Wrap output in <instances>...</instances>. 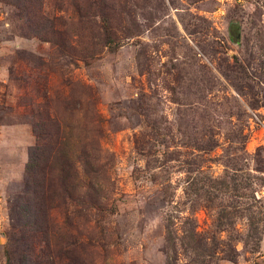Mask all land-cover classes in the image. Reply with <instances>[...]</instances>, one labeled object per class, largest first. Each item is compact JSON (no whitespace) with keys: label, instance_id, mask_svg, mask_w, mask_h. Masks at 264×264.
Wrapping results in <instances>:
<instances>
[{"label":"rangeland","instance_id":"rangeland-1","mask_svg":"<svg viewBox=\"0 0 264 264\" xmlns=\"http://www.w3.org/2000/svg\"><path fill=\"white\" fill-rule=\"evenodd\" d=\"M0 264H264V0H0Z\"/></svg>","mask_w":264,"mask_h":264},{"label":"trees","instance_id":"trees-1","mask_svg":"<svg viewBox=\"0 0 264 264\" xmlns=\"http://www.w3.org/2000/svg\"><path fill=\"white\" fill-rule=\"evenodd\" d=\"M60 130H61L60 128H55V134H58V137L56 139L55 136L56 141L53 144V146H51V149L46 148V146H43V144L36 143L29 150V155H28L29 157L26 162V168H25L26 175L29 179V183H27V185L31 187L32 192L42 194V196L46 191L49 192L48 190H50V188L54 186L53 179L50 180L49 178V176H51V173L54 171L51 162V156L47 157V155H44V153H51L54 150L53 152L54 154L56 153V149L54 146H56L58 143L61 142L64 144L66 140L59 137ZM37 136L39 137L38 133ZM60 155L61 156L64 155V151H61ZM67 155L68 156L71 155L70 147L69 149L67 148ZM64 156H66V154ZM82 157L89 158L90 157L89 152L85 151ZM92 172L93 170L91 169L89 173ZM95 185L96 183H91V187L94 190H96ZM71 197L72 199H77V197H74L73 195ZM41 200L43 204H46V201L43 198H41ZM78 204H80V202H78Z\"/></svg>","mask_w":264,"mask_h":264}]
</instances>
